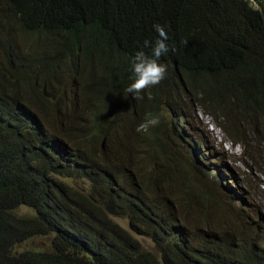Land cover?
<instances>
[{"label": "trees", "instance_id": "16d2710c", "mask_svg": "<svg viewBox=\"0 0 264 264\" xmlns=\"http://www.w3.org/2000/svg\"><path fill=\"white\" fill-rule=\"evenodd\" d=\"M156 23L169 37V52L161 57L167 76L137 97L126 91L131 59L137 51H150L144 42L158 38ZM13 29L36 44L21 40L23 47L16 46ZM61 67L70 68L78 87L81 71L89 70L90 87L103 86L105 78L99 101L90 97L92 88L85 99L74 97V107L86 101L95 109L90 132L81 136L92 143L91 154L88 144L71 147L61 135L81 127L75 108L65 116L56 113L68 95L57 99V90L47 93ZM145 98L152 106L148 113L171 114V128L158 146L167 155L169 133L186 145L189 181L167 180L162 189L166 177H177L159 166L156 151L141 157L136 177L125 169L128 179L105 159L110 132L118 127L109 118L114 103L126 110ZM19 103L53 133L37 126ZM189 106L233 144L264 148V11L250 7L249 0H0V264H264V210L254 209L236 179L244 200L240 209L209 190L226 188L234 199L238 193L231 182L220 189L197 180L205 165L185 142L192 130ZM193 118L201 124L196 114ZM121 145L126 165L134 159L130 146ZM83 183L87 189L80 191L77 184ZM215 206L219 212L212 219ZM22 208L30 215H19ZM185 213L193 222L183 219ZM114 218L128 220L130 231L149 239L155 253L143 252ZM180 224L184 230L178 235ZM37 238L47 241L43 252L14 254L16 246Z\"/></svg>", "mask_w": 264, "mask_h": 264}, {"label": "rangeland", "instance_id": "374dc122", "mask_svg": "<svg viewBox=\"0 0 264 264\" xmlns=\"http://www.w3.org/2000/svg\"><path fill=\"white\" fill-rule=\"evenodd\" d=\"M12 36L13 43L16 46L23 47L22 43L24 45H28L30 43L34 45L36 44V42L31 39L30 36L21 35L15 29L12 30ZM69 69L70 68L66 67L59 68L57 74L54 76V79L56 81L54 80L51 82V85L46 86L47 93L49 91L55 92V90H57V92H55L54 94L58 99L60 95L65 92ZM81 75L82 79L91 78L89 70H86L84 72L81 71ZM26 88L27 87H23L22 90H25ZM85 88V93L87 94L92 93L89 90L90 88L94 90L90 97L94 98L96 101H99L97 100L98 96L102 97V93L105 90L104 86H102L100 82H94L91 87L86 86ZM49 99L52 100V97H49ZM150 103L151 102L149 98L136 100L134 102L136 113H132L131 115L126 114L125 111H120L119 113H109V118L111 121H114L115 119L118 120V127L115 128L114 126L110 132L109 136H111V138L107 144V148L105 151L107 155H105V159L109 160V162L113 163L115 167L125 172L123 174V178L128 179L125 177L126 170H128L134 175V177H136V165L139 163L141 157H144V159H146L152 156L149 155V153L156 151L158 152L159 166L170 174L172 172V176L177 177H166L163 181L162 186V189H165L167 187V180L171 184H173L174 180H176L177 182H179L181 179L188 181L190 180L191 175L187 172L188 169L186 168L184 162V158L187 159V154L189 153H185L186 145L181 143L179 140L175 139L174 141L170 133L169 137L171 143L168 141L166 142V145H169L167 146L166 150L167 155L161 153L162 147L158 145H161L163 143L162 134H167L169 132L168 128H171L172 116L165 109H160V111L155 114L148 113L152 108ZM216 103V99H213L212 105L214 106L216 105ZM91 110L95 109L91 107L88 102L85 101L79 104L78 113H81V127L79 129H74L73 131H69L66 129L61 131V135L64 136L63 138L69 142V145L71 147L85 148L86 144H88L86 154H91L90 152H88V147L92 143L82 140L81 136L82 133L84 135L85 133L87 134V132H90V120L93 113ZM58 111L64 112V106L61 107ZM186 113L189 114V117L191 119L190 126L192 130H190L189 135L186 138L187 141L185 142L187 146H190L194 150V154L198 156L200 162L205 165V168L202 172L203 176L197 179L199 184L201 186H205L207 182L210 181L213 184L216 183L218 186H220L221 189V186L224 188H229V182H231L233 184L232 189H234L237 193L238 190H240V186L244 191H246V193L251 197L252 201H254L257 205L256 207H254V209L263 214L264 175L259 169L264 170V148L260 146L259 143H252L251 148L247 150L244 146L233 144L231 140H228L225 137V134L219 128H216L211 124L209 117H205L202 112L196 107L189 106ZM195 114L197 119L201 121L200 125L196 124V121L193 118V116L195 117ZM158 125H160L159 128L157 130H154L155 126L157 127ZM184 126L185 127L182 128L183 130L187 127L186 125ZM80 130H84V132H79ZM260 130V127H258V131ZM122 142H126L130 146L128 149L132 155V158L134 159L126 165L124 163V160L120 158L121 154H126L121 145ZM177 152L181 154L182 157L177 156ZM207 173L209 174L207 175ZM235 179L238 181L239 186H237ZM141 180L144 181L143 179H140V181ZM77 186L80 191L82 190V188L87 189L86 183L81 184V186L77 184ZM209 190L213 193V195L216 192L215 190H217L219 197L222 200L225 199L228 203L231 202V205L235 207V209H240L243 206L244 200L239 193L235 196L234 199H231L229 193H227L226 188L225 190L221 189L224 197L222 196L221 191L215 187ZM192 191V193H195L194 188L192 189ZM236 201L238 202L237 204ZM216 204L218 203L216 202ZM218 212L219 209L217 208V206L213 207L211 209V218H217ZM197 213L198 212L193 211L194 215H196ZM19 215L26 216L30 215V213L28 209L22 208L19 211ZM182 217L185 221H188V223L193 222V215L191 214L187 215L185 213ZM114 222L121 228L129 232L130 235L142 245L141 249L143 252L148 251L151 253H155L156 248L149 239L136 236L130 231L131 228L128 225V220L123 218H114ZM196 223L202 225V222L196 221ZM183 230L184 227L182 224H180L176 228L175 233L179 235L183 232ZM246 231L247 228L242 230L241 233H244ZM46 244L47 241H41V238H37L27 242L25 241V243L15 247L14 254H20L26 251L33 250L43 252L42 250Z\"/></svg>", "mask_w": 264, "mask_h": 264}, {"label": "clouds", "instance_id": "9594fccd", "mask_svg": "<svg viewBox=\"0 0 264 264\" xmlns=\"http://www.w3.org/2000/svg\"><path fill=\"white\" fill-rule=\"evenodd\" d=\"M262 4H264V0H249V6L257 11H264V7H261ZM153 28L158 34V38L154 42L148 40L144 42V47L150 51H137L131 59L132 82L127 87L126 91L130 94L136 95L137 97L143 90L159 85L164 79H166L168 72L167 64L161 62V57L169 52L168 33L165 27L160 23L154 24ZM104 80L105 78H103V86L105 85ZM87 81L88 79H82L81 85L78 87L77 85L73 84V80L68 76L66 81V90L64 92L68 95V99L66 104H63L62 102L57 104L56 113H60L61 116H65L69 113H72V108H75L76 113H78L79 104L74 107V97L82 96L83 99H85V94H87L85 93ZM134 102L126 110L123 106H121L119 109L117 104L114 103V111L110 113H119L120 111H125L126 113H136ZM63 106L65 111H58ZM20 107H22L27 113H30V116L37 126L49 133H53V130L49 128L43 122V120L26 104H20Z\"/></svg>", "mask_w": 264, "mask_h": 264}]
</instances>
